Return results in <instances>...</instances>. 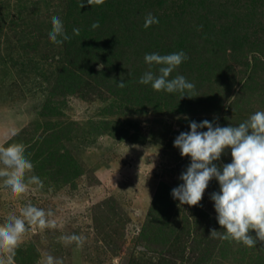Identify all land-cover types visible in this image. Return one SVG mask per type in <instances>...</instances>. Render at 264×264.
Masks as SVG:
<instances>
[{
  "label": "rangeland",
  "instance_id": "rangeland-1",
  "mask_svg": "<svg viewBox=\"0 0 264 264\" xmlns=\"http://www.w3.org/2000/svg\"><path fill=\"white\" fill-rule=\"evenodd\" d=\"M184 1L84 0L80 8L82 0H0V146L23 144L33 164L26 180L43 184L14 197L0 179V224L28 204L55 222L29 227L14 255L0 252V264H38L47 255L62 264H264V242L248 248L209 238L224 231L211 199L220 191L215 178L197 206L172 196L191 164L174 141L192 121L238 126L264 111V0L191 9ZM180 8L196 56L170 79L183 75L198 93L181 100L139 83L145 54L180 48ZM149 13L159 24L145 29ZM54 15L72 36L62 46L48 37ZM217 17L215 28L208 22ZM226 21L240 34L234 43L221 36ZM231 162L230 148L214 161L221 169ZM72 234L86 238L82 247L59 241Z\"/></svg>",
  "mask_w": 264,
  "mask_h": 264
},
{
  "label": "clouds",
  "instance_id": "clouds-1",
  "mask_svg": "<svg viewBox=\"0 0 264 264\" xmlns=\"http://www.w3.org/2000/svg\"><path fill=\"white\" fill-rule=\"evenodd\" d=\"M104 2L87 0V4L92 7L101 6ZM79 6L85 7L84 0ZM154 24H159L158 18L151 13L147 14L143 27L148 29ZM51 25L48 37L53 44L62 46L65 41L72 39L58 16L51 17ZM99 27V21L91 25L92 29ZM72 32L73 36L80 35L78 28H73ZM187 59L183 51L167 55L145 54L144 61L148 70L140 77L139 83L151 85L156 92L178 93L180 100L198 97L195 84L183 75L170 79L171 74ZM153 66H160L158 75L152 71ZM117 86L121 89L127 86L123 76ZM204 128L206 132L199 131ZM190 129V132H182L174 141V146L183 157H191V164L180 176L183 183L172 190L173 198L181 205L197 206L209 182L215 178L219 182L220 191L213 193L211 199L217 221L224 231L212 229L209 238L219 237L230 243L235 241L248 248L255 247L257 241L264 242V111L255 112L238 126H214L212 122L204 120L200 123L192 121ZM229 148L232 162L223 165L222 169L218 168L214 161H220ZM0 165V179L14 197L25 193L30 185L43 187L37 176L33 175L26 180V174L32 171L33 164L25 156L23 144L0 146ZM51 216V211L45 212L31 204L23 207L19 216L10 215L0 224V252L14 255L29 227L35 226L41 230L55 227V222L48 219ZM252 231L255 237L250 235ZM85 239L83 235L76 234L59 237V241L66 246L75 243L77 248L83 246ZM38 264H62V261L47 255Z\"/></svg>",
  "mask_w": 264,
  "mask_h": 264
},
{
  "label": "trees",
  "instance_id": "trees-1",
  "mask_svg": "<svg viewBox=\"0 0 264 264\" xmlns=\"http://www.w3.org/2000/svg\"><path fill=\"white\" fill-rule=\"evenodd\" d=\"M161 1V0H160ZM159 0H154V5H156V4H158L159 2H160ZM212 2H214V3H216V5L218 6L219 4L220 5H222V3H224V2H226V1H228V0H211ZM210 1V2H211ZM240 1V0H239ZM184 3H186V4H188V6H189V8L191 9V5L192 4H197L196 5V7L197 8H199V7H203V8H205L204 6H206L207 5V3H208V0H185L184 2H183V4ZM215 7V6H214ZM223 7V6H222ZM246 7V6H245ZM245 7L243 8V12H244V9H245ZM224 8V7H223ZM182 9L183 8H180V13L178 14V16H176L175 18L176 19H178L179 20V24L178 25H182V27L180 26V28H177L178 30H180V32H177V39H176V41H182V43H180V45H179V47L180 48H178L177 49V51L176 52H179V51H183V52H185L186 54H187V56H188V59L186 60V64H187V66L188 67H190V65L192 64V59L196 56V55H194V53H193V50H192V48H191V46H190V44H188V42H189V40L186 38L185 39V37L187 36V32H188V29H187V26L186 27H183V24L186 22L185 21V19H187L188 17L186 16V14H182V13H184V12H182ZM190 9L188 10V12L190 11ZM177 10H179V8L177 9ZM218 10V9H217ZM133 13V12H132ZM190 13V12H189ZM219 14V13H218ZM222 14H223V12H222ZM219 17H217V20L215 19V18H213L212 19V22L210 21V22H208V23H211L212 24V26H214L215 28H218L219 27V19H218ZM213 27V28H214ZM222 28H223V32H221V36H222V38L223 37H225V38H227L228 39V35L230 34V35H233V39H232V43H234L235 42V40H237V39H239V37H240V34L238 35V30H233V29H231V28H233V22H232V24L231 25H228V23H227V21L225 22V23H223L222 24V26H221ZM216 32V31H215ZM189 34V33H188ZM175 39V38H174ZM175 41V40H174ZM174 41H172V42H170V43H167V45H166V47H167V50L168 51H171V49L175 46L174 44L173 45H171L172 43H174ZM192 50V53H191V55L190 54H188L187 53V51L188 50ZM190 50V51H191ZM234 51V50H233ZM175 52V53H176ZM195 59V58H194ZM184 63V62H183ZM182 63V64H183Z\"/></svg>",
  "mask_w": 264,
  "mask_h": 264
}]
</instances>
